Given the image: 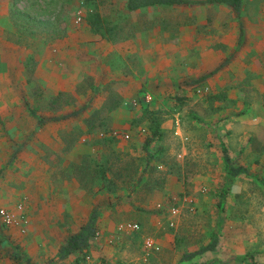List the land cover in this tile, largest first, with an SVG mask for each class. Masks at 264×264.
I'll use <instances>...</instances> for the list:
<instances>
[{
  "label": "rangeland",
  "instance_id": "1",
  "mask_svg": "<svg viewBox=\"0 0 264 264\" xmlns=\"http://www.w3.org/2000/svg\"><path fill=\"white\" fill-rule=\"evenodd\" d=\"M125 1L1 0L9 2L10 18H15L17 25L12 24L13 33L0 35L3 40L0 45L9 43L6 47L0 46V126L28 130L30 148L25 153L31 155L32 171L28 172V178L38 173L42 176V160L54 164L50 158L53 154L59 159L71 154L78 159V171L92 177L96 186L102 180L104 187L111 190L114 202L108 209V216L114 224L109 229L99 230V236L92 241L87 254L89 259L85 258V261L103 260L100 264H264V151L257 144L260 147L255 145L249 152V142L253 139L249 133L251 122L238 118L249 110V103H222L209 88L198 92L202 88L192 84L186 88V95L179 87H168V93L173 90L174 93L166 102H161L166 96L165 91L163 96L159 94L150 102L131 107V103L119 95L117 86L121 84L116 80L111 79L100 88L96 86L98 81L106 78V71H97L99 76L86 77L92 72L95 57L101 65L103 60L115 57L111 63L117 66V55H113L116 52L110 51L108 46L96 48L92 41H87V36L91 39L99 36L86 23L87 13L93 10L99 14L101 31L112 41L130 38L134 31V13L126 11ZM173 13L178 14L177 9ZM236 13L240 25L244 16H249V0L242 1L240 12ZM77 15L81 20L74 24ZM71 24L77 27V48H72L74 54L68 51L59 56L54 51V42H60L63 51L69 47L66 31ZM58 30L62 32H54ZM12 48L16 50V56L11 54ZM108 52L111 55L105 57ZM131 61L130 57V65ZM235 77L239 80V73ZM130 81H123L125 84L121 87H125L120 94L129 92ZM246 81H249L248 77L243 82ZM143 84L139 90L141 94L151 88ZM243 89L249 94V86ZM111 98L115 101L111 102ZM227 108L228 112H240L232 118L233 129H228L229 133L221 126L227 116L219 117L221 110ZM76 111L78 113L73 115ZM37 115L45 121L43 125L37 123ZM55 117L61 119L52 120ZM155 117L163 128L162 144L168 163L153 161L150 166H145L142 144ZM59 128L62 130H58L59 143L67 145L66 148L53 151L49 145L39 146L58 142L53 132ZM261 129L260 125L259 136ZM175 130L180 135H176ZM113 131L115 136L111 135ZM126 134L128 137H124ZM181 136L187 140L182 141ZM221 138L229 143L235 163L248 169L247 174L232 180L227 178L219 149ZM152 145L149 150L153 149ZM89 146L94 148L91 154L84 150ZM23 159L10 166L16 177L20 176L21 164L26 166ZM86 163L91 168L79 170ZM147 185L151 189L142 190ZM135 187L141 188L138 194L154 199L153 204L151 208L143 209L147 212L140 213L143 216L140 229L123 233L115 228L121 219H113L123 218L135 210L133 198L125 199L132 203L129 204L131 207L126 204V208L122 207L121 202L123 189L130 188L131 192ZM225 187L228 193L219 206V193ZM173 204L179 206V214L175 217L168 212ZM37 222L38 217L34 216V223ZM24 230L21 248L30 259H45L56 254L66 235L54 224L50 225V230H32L31 226ZM215 230L219 239L214 252L181 262L183 253L209 243ZM146 238L153 239L159 249H146ZM105 256L117 261L107 262ZM75 257L56 260L59 264H68L66 260L71 264Z\"/></svg>",
  "mask_w": 264,
  "mask_h": 264
},
{
  "label": "crops",
  "instance_id": "2",
  "mask_svg": "<svg viewBox=\"0 0 264 264\" xmlns=\"http://www.w3.org/2000/svg\"><path fill=\"white\" fill-rule=\"evenodd\" d=\"M182 1L178 4L147 6L132 11L134 13L132 17L133 37L112 41L110 36L104 32L99 33L98 37L93 36L92 39L87 36V41H92L96 48L103 45L112 49L110 51L113 53L116 52L113 55H117V66L111 63L115 57L112 60H103V65L95 57L92 72L86 77L99 76L97 71H106V78L102 82H97V84L100 83L99 86L96 84L99 88L108 84L111 79L121 85L132 80L130 81L132 85H127L128 93L120 94L125 86H117L119 95L127 102L141 95L139 90L144 87L143 83L151 87H148L150 91L146 90V92L151 94L152 100L159 94L163 96L166 91V96L161 98V102H166L167 98L174 93V90L168 93V87H179L186 95V88L189 85H195V80L202 79L197 82L198 86L212 90L217 94V100L220 102L249 103V110L239 115L238 118L243 117L251 122L249 133L253 139L249 142V152L254 150L257 144L264 151V0H249V16H244V21L240 25L238 13L229 4L210 0ZM174 9H177L178 14L173 13ZM138 13L139 16H137ZM13 23L16 24V19L10 18L9 2L0 0V35L13 33ZM54 32L60 34L62 31ZM66 34L69 38V42L66 43L69 45L67 49L63 51L60 42H54V51L59 56L68 51L74 54L72 48H77V27L71 24ZM72 40H74L73 43ZM0 42L2 43L3 40ZM6 44L9 43L6 41L0 46L6 47ZM11 50V54L16 56V50L14 48ZM109 52L105 57L111 55ZM130 57L131 65L128 62ZM238 73L240 78L236 80L235 76ZM246 77L249 81L243 82ZM238 83L241 85L233 88ZM244 86H249V94L245 93ZM111 99V102L115 101L114 98ZM229 108L222 109L219 114L220 119L227 116L221 123L222 129H227L226 131L233 129L232 118L240 113L236 110L228 112ZM35 117L43 120L39 115ZM67 117L65 116L64 119ZM58 119L61 117L52 118V120ZM43 123L38 124L43 125ZM260 125L261 136L257 134ZM58 130L62 131L59 128L53 132L58 142L39 144V146L49 145L53 151L66 148L67 145L59 143ZM63 131L66 134V130L63 129ZM28 134L25 127L0 126V207L14 211L17 204H22V216L27 220L26 224L18 222L10 226H4L0 222V264H59L56 259L61 261L63 258L58 257V252L45 259H30L28 254L26 255L25 249L21 248L24 227L28 229L31 226L32 230L34 228L50 230V225L54 224L56 228L64 232V235L66 234L65 241L79 230L80 226L87 221L91 211L96 208L99 215L97 236L94 238L96 239L100 229L106 230L112 227L113 221L109 219L108 209L111 208L114 198L110 195L111 190L107 186L104 187L102 180L101 184L96 186L92 177L88 178L86 174L77 170L78 159H74L70 156L71 154L61 159L53 154L50 158L54 164H50L45 159L42 160L43 165L40 168L43 172L42 176L38 173L28 178L30 176L28 172H32L31 155L25 153L30 148L27 141ZM84 148L90 154L94 149L91 146ZM20 152L23 154L20 155ZM22 159L26 160L24 165L28 168L25 172L26 166L23 167L21 164L22 169L18 174L20 176L16 177L10 166H14V161L20 163ZM88 165V163L82 164L79 170L90 169L91 166ZM140 189L135 187V190L131 192L130 188L123 189L122 207H125V204L127 206L132 204L126 202L125 199L133 198L136 200L133 203L135 210H131L130 215H125L123 218L113 219L114 221L121 219L115 225L116 229L121 222H136L139 226L141 222L143 223V216L140 213L147 212L143 209L151 208L154 199L138 194ZM150 189L149 185L142 187V190ZM158 205L161 204L158 203ZM34 216L38 217L37 223H34ZM51 238L55 239V237ZM64 241L59 244V248ZM17 254H20L18 261L14 256ZM68 256L75 257L72 254ZM107 258L105 256V259ZM86 259H89L88 255ZM73 261L71 264H77L75 263L76 257ZM116 261V258L107 260L112 263ZM66 262L69 264L68 260ZM101 262L93 259L91 262L84 260L82 264H100Z\"/></svg>",
  "mask_w": 264,
  "mask_h": 264
},
{
  "label": "trees",
  "instance_id": "3",
  "mask_svg": "<svg viewBox=\"0 0 264 264\" xmlns=\"http://www.w3.org/2000/svg\"><path fill=\"white\" fill-rule=\"evenodd\" d=\"M215 2H222L231 5L236 12H240L241 8V0H210ZM182 0H126L125 1V9L128 12L135 11L139 8H144L147 6L154 5H172L182 3ZM97 20V21H96ZM74 22V20H73ZM86 23L92 29L93 32L97 31V33H101V26L99 22V14L95 11H91L86 15ZM202 79H197L194 81L195 85L198 81ZM202 88V87H201ZM203 92L204 87L201 89ZM131 102V101H130ZM140 104V103H139ZM138 104V105H139ZM137 105V106H138ZM136 107V106H131ZM78 111L74 112L73 115L77 114ZM64 118V116H63ZM38 123H43V120L38 119ZM229 133V131H227ZM163 128L161 126L160 121L155 117L149 126V132H147L146 137L142 144V149L145 151V166H150V163L156 161L158 164H166L168 160L166 159V148L162 144L163 140ZM102 136V135H101ZM105 136V135H103ZM222 137V135H221ZM222 139V138H221ZM252 140V139H251ZM153 143V149L149 150L148 147ZM260 147V146H259ZM230 146L228 142H225L223 139L219 141V149L222 154V161L226 171L227 178L232 180L236 178L238 175L247 174L248 169L242 164H236L234 158L230 155ZM262 151V147L260 148ZM131 167L135 168L133 164ZM136 171V169H135ZM228 193V189L225 187L219 193V202L218 205L222 204V201L225 199ZM98 210L95 208L91 211L87 221L80 226L79 230L73 234H71L64 243L60 246L58 251V257L64 258L70 254L76 256L75 263L80 261H84L90 247L92 246V241L97 236V219H98ZM140 229V228H139ZM134 231H132L133 233ZM219 234L218 231H214L212 234V239L209 243L198 247L195 250H192L187 253H183L180 257L181 262L190 261L196 256L214 252L216 249V245L218 243ZM16 260L20 259V254L14 255Z\"/></svg>",
  "mask_w": 264,
  "mask_h": 264
},
{
  "label": "built area",
  "instance_id": "4",
  "mask_svg": "<svg viewBox=\"0 0 264 264\" xmlns=\"http://www.w3.org/2000/svg\"><path fill=\"white\" fill-rule=\"evenodd\" d=\"M81 20V16L77 15L74 19V23L77 24L79 21ZM207 88H204V91H206ZM201 89H198V92H201ZM152 100V96L150 93L148 92H143L141 95H139L137 98H135L134 100H132L131 106H137L140 102H150ZM175 134L176 135H180L179 131L175 130ZM100 135H105L104 133L100 134ZM112 136L116 135V132L113 131L111 133ZM124 137H128V135L126 134ZM182 141L187 140L186 137H182ZM178 157H182V154H178ZM158 207H161V205H158ZM22 210H23V205L22 204H17L15 210H9L3 207H0V222L4 225V226H10L13 224H17L18 222H22L23 224L27 223V220L24 216H22ZM18 211V212H17ZM168 212L171 215V217H175L179 214V206H177L176 204H173L171 206H169L168 208ZM170 225H173V221H171ZM140 228L138 223H134V222H121L118 225V230L120 231H125V232H131V231H136ZM144 247L146 249H155L158 250L159 249V245L151 238H146L144 241Z\"/></svg>",
  "mask_w": 264,
  "mask_h": 264
}]
</instances>
